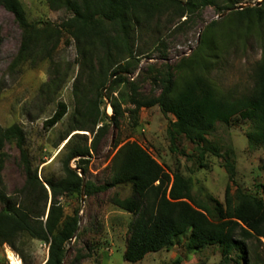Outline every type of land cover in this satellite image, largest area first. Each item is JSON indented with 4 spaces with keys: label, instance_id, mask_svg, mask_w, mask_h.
I'll list each match as a JSON object with an SVG mask.
<instances>
[{
    "label": "trees",
    "instance_id": "1",
    "mask_svg": "<svg viewBox=\"0 0 264 264\" xmlns=\"http://www.w3.org/2000/svg\"><path fill=\"white\" fill-rule=\"evenodd\" d=\"M51 10L65 9L70 16L62 24L31 22L21 0H0V4L15 17L22 30L19 60L42 57L54 61L63 33L74 41L79 56L80 72L73 86L75 98L74 122L61 144L66 151L60 178L39 176L26 149L24 128L14 124L0 127V246L8 244L18 249L23 239L36 240L48 246L44 264H63L80 224V209L66 216L62 206L64 197L86 196L130 185L132 196L121 199L115 195L111 203L118 209L136 216L124 259L136 264L149 254L170 251L186 239V248L196 252L209 246H219L223 264H252L248 241L264 239V184L258 193L242 190L236 182V169L231 153L220 155L210 148L208 137L218 124L229 125L235 118L250 121V143L264 147V53L254 71L255 87L239 97L224 95L205 76L207 55L215 37L202 35L195 55L171 69L158 70L154 85L158 96L140 92L139 84L130 80L141 58L152 56L139 45L145 35L159 37L164 26L181 28L207 7L222 14L242 4L239 0H45ZM185 19V20H183ZM183 20V21H182ZM264 21V0L261 6L247 7L230 13L228 18L214 21L210 27H236L245 23ZM163 46V44L160 42ZM86 79V82L83 80ZM57 84V88H61ZM0 86V97L2 93ZM106 100L113 110L114 121L102 106ZM130 106L133 125H138L141 109L159 107L172 115L168 133L171 149L182 154L178 141L185 138L196 146L201 158L212 151L225 159L229 184L225 202L212 199L213 207L198 204L192 195L194 183L179 172H168L143 146L128 142L121 146L113 159L110 182L95 186L87 180L92 153L96 152L107 134L110 120L118 124L124 114L123 106ZM68 114V105L59 101L53 115L44 122L45 129H53ZM76 132H89L91 145L79 143ZM15 143L21 154L25 172L24 186L14 195L5 193L2 171L8 155L4 148ZM59 145V146H60ZM118 148L120 144H116ZM74 164V166H73ZM262 169L264 171V161ZM84 172V177L80 172ZM233 187L235 192H232ZM261 193V195L259 194ZM90 255V254H89ZM80 259V256L76 258ZM26 262V260H24ZM100 258L96 264H100ZM26 264H28L26 262Z\"/></svg>",
    "mask_w": 264,
    "mask_h": 264
},
{
    "label": "rangeland",
    "instance_id": "2",
    "mask_svg": "<svg viewBox=\"0 0 264 264\" xmlns=\"http://www.w3.org/2000/svg\"><path fill=\"white\" fill-rule=\"evenodd\" d=\"M21 1L31 22L44 21L60 25L70 16L65 9L51 10L45 0ZM239 1L241 5L255 7L263 0ZM233 11L236 10L231 8L220 14L217 9L207 7L187 24L181 25V28L164 26L159 37L145 35L139 45L145 52L152 50L153 55L141 58L130 80L139 84L142 94L158 96L161 90L153 82L156 71L171 69L175 72L177 65L195 55L202 35L208 31L215 41L211 51L202 52L210 57L207 58L205 76L224 95L239 97L250 93L255 87L254 71L264 53V21L245 23L238 27L230 23L224 27H210L212 22L228 18ZM21 43V28L14 15L0 4V86L3 88L0 127L8 128L14 124L22 126L27 135L26 149L33 165L39 167L40 178L58 179L63 175L62 165L66 155L65 150L60 152L64 147V144H60L74 122L76 104L73 86L80 72L77 47L64 32L51 64L42 57L34 61L19 60ZM83 81L86 82V79ZM57 84L62 85L60 89L56 87ZM59 101L68 105V114L53 129H45L44 122L53 115ZM129 108L132 107L123 106L124 114L118 124L106 120L108 131L97 151L92 153L87 180L95 186L110 182L113 159L119 148L128 142H137L168 172H179L193 180L192 195L198 204L213 207L215 204L212 199L224 204L229 184L225 159L212 151L206 152L205 157L201 158L196 146L185 138L178 141L183 153H174L168 133L169 123L174 121V117L166 116L159 107L143 108L139 113L138 125L134 127ZM102 110L112 118L113 110L108 100ZM251 128V122L240 117L229 125L218 124L217 130L208 137V146L222 156L230 152L236 169L237 185L245 192L258 193L259 185L264 184V147H255L250 143ZM76 133L80 135L76 142L91 145L89 132ZM115 142L120 144L118 148ZM4 152L8 157L2 178L5 193L12 196L24 186L26 176L16 144H6ZM232 192H235L234 187ZM115 195L121 199L129 198L132 188L130 185L119 186L91 196L62 199L66 216L80 209V230L77 238L68 245L63 264H96L97 258H100V264H131L125 261L124 254L136 216L116 208L111 203ZM2 209L0 202V211ZM186 239L172 250L151 253L136 264H223L219 246L190 252L186 248ZM9 248L19 255L23 264H44L48 258L46 244L25 238L18 245L25 259L17 249L5 244L0 246V264H11L7 253ZM248 249L252 264H264L263 238L260 242L248 241ZM78 256L79 260L76 259Z\"/></svg>",
    "mask_w": 264,
    "mask_h": 264
},
{
    "label": "water",
    "instance_id": "3",
    "mask_svg": "<svg viewBox=\"0 0 264 264\" xmlns=\"http://www.w3.org/2000/svg\"><path fill=\"white\" fill-rule=\"evenodd\" d=\"M261 3H262V2L258 3L256 6H261ZM245 8H247L246 5H240V6H238L235 10H244ZM112 120L114 121V116H112ZM80 176H81V177H84V172L81 171V172H80ZM82 196H85L84 188H83ZM83 199H84V198H82V201H83ZM79 230H80V224H79V228H78L77 232L75 233V235H74L72 241L75 240V239L77 238V235H78V233H79ZM67 254H68V253H67Z\"/></svg>",
    "mask_w": 264,
    "mask_h": 264
},
{
    "label": "bare ground",
    "instance_id": "4",
    "mask_svg": "<svg viewBox=\"0 0 264 264\" xmlns=\"http://www.w3.org/2000/svg\"><path fill=\"white\" fill-rule=\"evenodd\" d=\"M9 260L12 264H23L16 256H14L12 253H9Z\"/></svg>",
    "mask_w": 264,
    "mask_h": 264
},
{
    "label": "built area",
    "instance_id": "5",
    "mask_svg": "<svg viewBox=\"0 0 264 264\" xmlns=\"http://www.w3.org/2000/svg\"><path fill=\"white\" fill-rule=\"evenodd\" d=\"M9 251H10V252H9ZM9 251H7L8 255H9V253H12L14 256H16V258H18V259L22 262L21 258L19 257V255H18L17 253H15L14 250H12L11 248H9ZM8 258H9V257H8ZM10 263H11V261H10ZM11 264H12V263H11Z\"/></svg>",
    "mask_w": 264,
    "mask_h": 264
}]
</instances>
